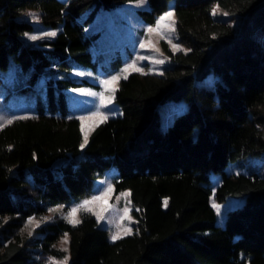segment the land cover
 Listing matches in <instances>:
<instances>
[{
  "label": "trees",
  "instance_id": "obj_1",
  "mask_svg": "<svg viewBox=\"0 0 264 264\" xmlns=\"http://www.w3.org/2000/svg\"><path fill=\"white\" fill-rule=\"evenodd\" d=\"M127 1L0 0V70L16 68V89L35 100L31 116L0 128V264L65 257L67 264H264V0H147L138 12L147 23L173 1L186 50L170 54L161 74L120 79V114L80 148L67 91L88 81L69 70L93 64L97 35L84 28L97 12ZM27 10L58 28L54 38L24 41ZM167 100L185 107L162 128ZM250 157L257 162L246 173L224 171ZM110 167L114 191L128 189L138 208L130 235L110 241L89 213L77 224L56 218L23 233L28 219L88 196ZM210 171L220 173L215 201L243 199L223 225L210 204ZM64 234L67 251L57 247Z\"/></svg>",
  "mask_w": 264,
  "mask_h": 264
},
{
  "label": "rangeland",
  "instance_id": "obj_2",
  "mask_svg": "<svg viewBox=\"0 0 264 264\" xmlns=\"http://www.w3.org/2000/svg\"><path fill=\"white\" fill-rule=\"evenodd\" d=\"M147 9V0L143 3L139 0L127 1L115 8L100 9L84 28L86 35L95 33L97 35L90 46L93 64L74 62L69 73L76 78L87 80L88 83L67 91L70 98L68 116L76 117L79 121L80 148L82 144L86 145L85 136L88 140L90 133L99 123L120 114V108L115 102V91L120 79L133 72L161 74L172 62L170 54L185 49L177 41L173 1L168 3L167 9L157 16L153 23H147L144 17L138 14L140 10ZM169 12L172 13L170 17L166 16ZM23 17L32 23V29L23 35L26 43L52 39L54 36H49L47 33L58 31L56 27L44 26L37 11L27 10ZM31 36L37 39L32 40ZM0 74H3L0 77V125L3 127L7 120L13 121L19 117L31 116L35 100L34 97L16 89V68L11 67L6 73L1 71ZM113 77L119 79L113 81ZM104 81L111 82L105 85ZM100 94H103V100ZM184 107V102L167 100L159 109L160 126L164 128L173 115L182 111ZM253 162H257V158L250 157L244 161L228 162L224 166V171L246 173L248 164ZM114 171L115 168L110 167L102 176L94 179L88 196L74 203L54 206L40 218L28 219L22 228L23 233L30 235L37 225L56 218H62L67 222L72 220L70 224H77L82 213H89L95 218L98 226L107 229V237L110 241L117 240L112 239L114 235L119 238L130 235L136 227L137 219L134 211L138 208L133 206L128 189L114 191L111 181ZM208 175L212 189L210 204L214 209L215 223L223 225L225 213L231 208L240 206L243 199L228 198L215 201L213 194L220 181V173L210 171ZM85 201L90 202L86 209L81 208L73 216L68 215L72 208H77ZM53 209L56 211H51ZM29 220H32L31 224ZM64 240L65 234L57 243V247L62 250L68 249V235L66 244ZM67 261V257L50 258L47 264H67Z\"/></svg>",
  "mask_w": 264,
  "mask_h": 264
},
{
  "label": "snow or ice",
  "instance_id": "obj_3",
  "mask_svg": "<svg viewBox=\"0 0 264 264\" xmlns=\"http://www.w3.org/2000/svg\"><path fill=\"white\" fill-rule=\"evenodd\" d=\"M139 2H140V3H143L144 0H139ZM218 10H219L218 8H213V10H212V14H213V15H216V13H217ZM223 14H224V15H227V13H223ZM166 16L170 17V16H172V13H171V12L166 13ZM161 19H164V17H161ZM149 31H151V29H149ZM47 35H49V36H55L56 33H55V32H49V33H47ZM30 39L35 40V39H37V37H35V36H31ZM125 71H127V69H125ZM125 78H127V77H125ZM117 79H119V77H113V78H112L113 81H115V80H117ZM110 82H111V81H104V84L107 85V84L110 83ZM89 94H90V95H96L95 93H89ZM100 95H101V100H103V94H100ZM19 118H24V117H19ZM104 119H107V117H104ZM12 122H13L12 120H7V121H6V124H11ZM0 127H2V125H0ZM84 143H85V144L87 143V137H86V136H85V141H84ZM83 147H84V144L81 145V148H83ZM88 203H90V202H89V201H85L83 204H81V205L78 206L77 208H72V209L70 210V212L68 213V215H69V216H73L74 214L77 213V211H78L79 209H81V208L86 209ZM51 211H56V210L53 209V210H51ZM69 222L72 223L73 221L70 220ZM31 223H32V220H29V224H31ZM118 238H119V237H118V236H115V235L112 237L113 240L118 239ZM64 243H65V244L67 243V234H65V240H64ZM64 251H67V249L65 248Z\"/></svg>",
  "mask_w": 264,
  "mask_h": 264
}]
</instances>
